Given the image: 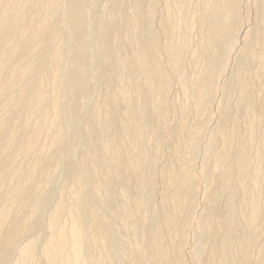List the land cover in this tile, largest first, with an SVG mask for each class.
<instances>
[{
    "label": "bare ground",
    "instance_id": "bare-ground-1",
    "mask_svg": "<svg viewBox=\"0 0 264 264\" xmlns=\"http://www.w3.org/2000/svg\"><path fill=\"white\" fill-rule=\"evenodd\" d=\"M263 224L264 0H0V264H264Z\"/></svg>",
    "mask_w": 264,
    "mask_h": 264
},
{
    "label": "rangeland",
    "instance_id": "rangeland-1",
    "mask_svg": "<svg viewBox=\"0 0 264 264\" xmlns=\"http://www.w3.org/2000/svg\"><path fill=\"white\" fill-rule=\"evenodd\" d=\"M246 28L248 29V26H246ZM245 28V26H244V30L246 29ZM221 82V78L219 77V78H217L216 79V84H219ZM150 142H149V140L147 141V138H146V144H149ZM255 162H257V160H255ZM264 225V224H263ZM263 229H264V226H263ZM4 264H6V263H4ZM8 264V263H7Z\"/></svg>",
    "mask_w": 264,
    "mask_h": 264
}]
</instances>
